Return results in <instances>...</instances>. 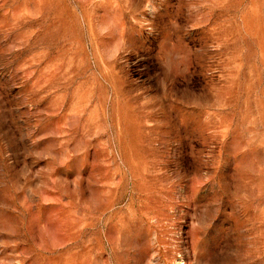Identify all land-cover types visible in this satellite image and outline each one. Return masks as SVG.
Masks as SVG:
<instances>
[{
	"label": "rangeland",
	"instance_id": "obj_1",
	"mask_svg": "<svg viewBox=\"0 0 264 264\" xmlns=\"http://www.w3.org/2000/svg\"><path fill=\"white\" fill-rule=\"evenodd\" d=\"M0 264H264V0H0Z\"/></svg>",
	"mask_w": 264,
	"mask_h": 264
}]
</instances>
